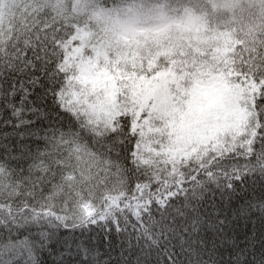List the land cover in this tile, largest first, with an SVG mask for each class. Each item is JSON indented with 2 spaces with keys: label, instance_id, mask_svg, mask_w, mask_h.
<instances>
[{
  "label": "snow or ice",
  "instance_id": "obj_1",
  "mask_svg": "<svg viewBox=\"0 0 264 264\" xmlns=\"http://www.w3.org/2000/svg\"><path fill=\"white\" fill-rule=\"evenodd\" d=\"M56 11L0 0V264H264V57L113 56Z\"/></svg>",
  "mask_w": 264,
  "mask_h": 264
},
{
  "label": "rangeland",
  "instance_id": "obj_2",
  "mask_svg": "<svg viewBox=\"0 0 264 264\" xmlns=\"http://www.w3.org/2000/svg\"><path fill=\"white\" fill-rule=\"evenodd\" d=\"M209 9L212 12L211 17L205 8L195 4L176 7L174 12L180 17L171 18L166 16L164 18V25L157 24L153 18L144 12H137L136 17L128 21V25L119 21H107L108 18L106 17L98 18L91 16L89 25L83 31L87 33L89 38L98 39L108 24H115L125 28V31L120 32L116 37H112L109 42L113 52L125 51V54L134 51V44L138 36L158 32L159 28L163 30L162 33L164 35L167 34V30L170 28L179 35L180 51H191L192 48H199L197 51L209 52L214 50L217 45L228 47L229 38L225 33H218L216 26L220 22L232 23L234 20L235 22H239L240 20L245 21V19L239 14L219 17L217 5H212ZM133 11L135 10H131L130 14ZM210 24L212 26H209ZM155 46L156 49H152V53L162 50L163 46L160 44L156 43ZM228 49L230 48L228 47ZM101 50L106 52L104 48Z\"/></svg>",
  "mask_w": 264,
  "mask_h": 264
},
{
  "label": "trees",
  "instance_id": "obj_3",
  "mask_svg": "<svg viewBox=\"0 0 264 264\" xmlns=\"http://www.w3.org/2000/svg\"><path fill=\"white\" fill-rule=\"evenodd\" d=\"M60 1V0H57ZM110 2L112 6L129 3L135 0H102ZM155 3L166 2L168 4V9L173 10L175 6L184 7L188 5H198L207 10L210 17L212 12H210L209 7L212 5H217V14L219 17L231 16L239 14L243 16L244 20L239 22H220L216 26L218 33H225L229 38L228 47L230 48V53L234 52L237 56L243 55L247 58L250 54L254 57H264V0H150ZM225 1H229L230 6H225L220 8V4H225ZM63 6L58 9L60 12H52L53 15H57L58 19L63 20L65 23L72 24L76 26L80 22L81 15L75 12L71 7L68 9ZM169 10L164 11V15L169 14ZM51 11V9H48ZM216 20V19H215ZM209 26H212L210 24ZM247 26V27H245ZM177 31V30H176ZM156 39H154V44L149 41H141V47L136 58H143L145 60L151 59L155 53H152V49H156ZM158 47V46H157ZM163 51H167L168 47L163 45ZM193 48L191 49V51ZM164 54L161 55V58Z\"/></svg>",
  "mask_w": 264,
  "mask_h": 264
}]
</instances>
